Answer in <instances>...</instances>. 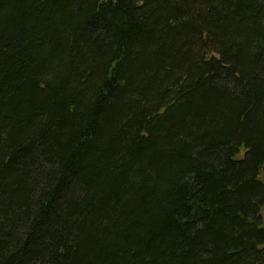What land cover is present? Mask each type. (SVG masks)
<instances>
[{
    "label": "trees",
    "instance_id": "16d2710c",
    "mask_svg": "<svg viewBox=\"0 0 264 264\" xmlns=\"http://www.w3.org/2000/svg\"><path fill=\"white\" fill-rule=\"evenodd\" d=\"M264 0H0V264H264Z\"/></svg>",
    "mask_w": 264,
    "mask_h": 264
},
{
    "label": "rangeland",
    "instance_id": "374dc122",
    "mask_svg": "<svg viewBox=\"0 0 264 264\" xmlns=\"http://www.w3.org/2000/svg\"><path fill=\"white\" fill-rule=\"evenodd\" d=\"M260 179L263 181L264 183V172H261L260 174ZM262 221H263V224H264V207L262 209Z\"/></svg>",
    "mask_w": 264,
    "mask_h": 264
},
{
    "label": "water",
    "instance_id": "95a60500",
    "mask_svg": "<svg viewBox=\"0 0 264 264\" xmlns=\"http://www.w3.org/2000/svg\"><path fill=\"white\" fill-rule=\"evenodd\" d=\"M263 172H264V169H263Z\"/></svg>",
    "mask_w": 264,
    "mask_h": 264
}]
</instances>
